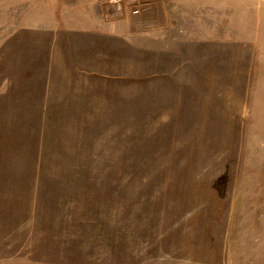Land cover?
<instances>
[{
    "label": "rangeland",
    "instance_id": "rangeland-1",
    "mask_svg": "<svg viewBox=\"0 0 264 264\" xmlns=\"http://www.w3.org/2000/svg\"><path fill=\"white\" fill-rule=\"evenodd\" d=\"M77 1L0 0V264H264V0Z\"/></svg>",
    "mask_w": 264,
    "mask_h": 264
},
{
    "label": "crops",
    "instance_id": "crops-1",
    "mask_svg": "<svg viewBox=\"0 0 264 264\" xmlns=\"http://www.w3.org/2000/svg\"><path fill=\"white\" fill-rule=\"evenodd\" d=\"M80 2H82V0H78L76 2L78 7L73 9V11L76 12L74 15H79L80 18L75 16V19H74L72 26H77L79 28H82L83 26L85 28L88 27V30H90L88 33H90V35L93 34V32H97L99 34L100 29L103 28V24L101 25V23H102V19H103L104 15H103L102 11L97 9L98 3L97 2H89L88 3L89 5H88V4H86V2L85 3H83V2L80 3ZM76 3L72 6H76ZM79 4L80 5L83 4V6L80 7ZM66 5H71V1L64 3V6H66ZM61 14H62V16H60L59 20H64L63 13H61ZM39 16H40L39 12H37L36 17H33V15H32V19L33 18H39L40 19V20L38 19L39 21H37L36 25H34V26H37L41 30L43 28H44V30H46V29L51 30L53 27H56V31L52 33L53 37L55 38L52 40V44H53L54 49L51 47H48V51L49 52L55 51V52L59 53L60 55H57L56 58L63 60V63L66 62L65 56L63 53L65 51V49L62 47L63 44H67L70 46V47L68 46V48H67L68 58L72 60L74 65L80 63L81 58L77 57V53H81V50L82 51H88V52L89 51L90 52H96L97 49H96V47L93 46V44L89 45L88 43L83 41L84 35L81 34V32H80V34L82 35V38H80V40L79 39H71V38H67L65 40V39H63V37H61V39H57L58 36L66 35V33H69L70 31L64 27H61L62 28V31H61V29L58 28V26H61V25H55L56 21H54V19H53L54 17L50 18V16H48L46 18L41 19V17H39ZM79 20L82 22L86 21L87 23L86 24L80 23ZM59 30L61 33L59 32ZM75 30H77V32H78V29H75ZM73 35H75V34H73ZM61 43H62L61 47L57 48V45L59 46V44H61ZM47 44H49V42H47ZM54 45H55V47H54ZM72 52L73 53L76 52L75 57H74V54L72 55ZM50 56L52 57V55H50ZM82 60L83 59H81V61Z\"/></svg>",
    "mask_w": 264,
    "mask_h": 264
},
{
    "label": "built area",
    "instance_id": "built-area-1",
    "mask_svg": "<svg viewBox=\"0 0 264 264\" xmlns=\"http://www.w3.org/2000/svg\"><path fill=\"white\" fill-rule=\"evenodd\" d=\"M113 1H116V0H113ZM117 1H119V0H117Z\"/></svg>",
    "mask_w": 264,
    "mask_h": 264
}]
</instances>
